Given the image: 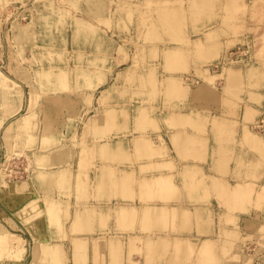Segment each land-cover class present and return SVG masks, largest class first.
<instances>
[{
    "label": "rangeland",
    "instance_id": "374dc122",
    "mask_svg": "<svg viewBox=\"0 0 264 264\" xmlns=\"http://www.w3.org/2000/svg\"><path fill=\"white\" fill-rule=\"evenodd\" d=\"M185 1L0 0V264H182V251L170 248L188 232L182 229V206L188 204L182 188L189 191L212 177L182 182V158L192 154L182 149V125L167 114L202 110V138L187 141L205 144L212 132L217 160L207 162L219 173L230 164L237 179L248 170L258 178L259 161L245 164L244 158L264 160V132L252 127L264 101L255 111L243 97L248 88L239 70L252 44L234 29L230 16L238 8L224 5L220 21L200 24ZM159 8L181 10L177 36L161 26ZM167 47L182 54L176 68L163 57ZM236 50L243 54L236 57ZM229 69L238 71L234 83L226 79ZM169 75L177 77L183 94L167 89ZM199 84L209 94L193 96ZM241 109L236 121L225 117ZM117 112L119 129L128 133H113ZM238 123L242 132L235 130ZM163 126L174 131L163 134ZM123 137L128 139L112 150ZM103 141L109 153L121 155L102 152ZM159 176L164 187L153 183ZM237 183L248 188L243 207V193L233 201ZM209 185L216 195L208 197L204 185L205 205L264 212V183L216 179ZM117 204L132 205L134 213L118 218ZM152 205L164 206L159 223L144 215ZM218 232L232 240L230 246L208 252L200 246L203 261L194 264H252L264 251V223L253 235L238 225L230 235ZM52 247L60 260L47 253ZM190 248L186 253L193 254Z\"/></svg>",
    "mask_w": 264,
    "mask_h": 264
},
{
    "label": "crops",
    "instance_id": "0c3cea01",
    "mask_svg": "<svg viewBox=\"0 0 264 264\" xmlns=\"http://www.w3.org/2000/svg\"><path fill=\"white\" fill-rule=\"evenodd\" d=\"M174 0H172L173 2ZM180 3H170V5L179 4L182 5V0H180ZM189 4L192 7V14H195L197 23H213L220 21L225 13L222 12V7L224 5L231 6L232 8H238V11H235L231 14L230 17H233V23H234V29H236L238 32V35L245 34L243 38H245L246 41H250L251 46V52L247 60H244V69L239 70L240 76L243 78L244 85L247 86L248 92L243 93L244 100L246 101L247 105L250 106L252 110H257L259 108V105L264 101V0H189V2L184 3ZM20 6V5H19ZM206 7V8H205ZM221 7V9H220ZM209 9V10H208ZM164 14L163 22L167 21L169 11L166 9H161ZM180 13V20H182V12L180 9H177ZM198 10V12H197ZM21 12V15L23 16L24 13ZM21 19V18H20ZM15 21V20H14ZM89 23V22H87ZM90 25V24H89ZM164 30H166L164 28ZM175 35V34H174ZM208 36L211 37V33L208 34ZM10 37V36H9ZM174 49L173 47H167L165 49ZM212 54L211 52H208V55ZM164 57V52H163ZM170 68H176V66H170ZM238 71H235L233 69H229L226 74V79L230 83H234L238 80ZM210 78V77H209ZM60 79V78H59ZM103 81V79H102ZM166 84L167 89L171 90L172 93L180 94L184 92V88L181 89V86L177 83V77L173 75H169L166 78ZM101 82V81H100ZM211 89L208 87H205L204 84L200 86H195L194 89H192L191 93L195 97H203L209 94ZM200 92V93H199ZM250 99H252L250 101ZM142 109H139V118H142V120H145L144 113L141 112ZM240 111H236L234 115H226L225 117L231 118L232 120L236 121L235 118L239 117V114L244 113V109ZM141 112V113H140ZM102 113V111H101ZM174 113L172 116L167 114L165 118L169 119L172 118L170 122L178 123L179 125H182V149H189L190 154L182 158V182L183 181H195L198 182L200 180L201 175L210 176L212 178H205L201 181V183H196V186L194 189H189V191L185 188H182V201L185 198V202L188 204H185L182 206V215H185V217L182 216V229L185 231L186 229L188 232H184L182 234V239H189L192 241V247L194 246V253L188 254L185 251H182V264L185 261V264H194L197 261H203L202 256L200 255V246L203 244V241L207 239L209 241V245L212 247L213 251L215 250L216 246L224 245L227 248L231 244V239L227 236H220V231H226V234L230 235L234 232L236 229V225H238V228L241 231H245L248 234H256L259 227L264 223V212L258 211L254 208H249L248 211H227L224 209V207H220L218 205L216 206H209L205 205L204 202L201 199L204 195V185H206L207 188V194L208 197L214 198L216 195V191L212 188L211 185H209L210 181H214L216 179L223 180V181H240L243 183H249L251 181H257L260 184L264 183V160L263 158H257L254 156L253 158L250 156L251 154H248L249 158H244V162L246 164L247 161H259V173L260 175L256 179L250 178V171L248 170L247 173L243 171L242 175L238 177V179L235 177V173L231 165L229 164L224 168L223 173H219L218 169L216 168V164L214 163H208L207 161H216V157L213 155V151L216 148L215 145H213V135L211 136L207 132V140L205 144L201 143V145H192L187 141V138L191 135H200L202 138L203 132L198 130L199 123L203 122V112L200 110L198 112V109H195L192 114L189 115V112H180L179 114ZM100 118V125L103 123V117L99 116ZM102 119V122H101ZM122 115L117 112L116 118L114 121L115 129L114 132L116 135L122 134L123 132H127L128 130L123 131L122 129ZM163 130L165 132H162L163 134H166L167 131L172 133L171 127L163 126ZM235 130L242 132V125L241 123H238L235 126ZM245 137V136H244ZM127 138V137H126ZM126 138L115 139L116 149L118 146V141L124 142ZM128 139V138H127ZM246 139V137H245ZM248 139V137H247ZM264 141V138H262ZM256 141L260 142V139ZM264 143V142H263ZM105 144V145H104ZM103 145V146H102ZM107 145V143L100 142L101 151H103L104 147ZM259 145V144H258ZM229 148V147H228ZM105 153L107 154L108 147H105ZM112 153H109V155L119 156L121 154H118L114 151H111ZM247 157V156H246ZM166 161V160H165ZM207 166V168H206ZM214 168H211V167ZM209 170V173L206 174L204 169ZM193 171L196 172L195 175H188L187 173L184 174L186 171ZM201 172V173H200ZM204 172V174H202ZM214 178V179H213ZM203 181L205 183L203 184ZM37 183V182H36ZM154 185L157 187H164L166 185L165 179L163 176L157 177L153 181ZM242 184V183H237ZM35 185V184H34ZM38 185V183H37ZM146 185V184H145ZM148 185V184H147ZM245 186V185H244ZM45 186L43 187V189ZM234 189L232 191V194L234 195ZM127 194V193H126ZM125 194V195H126ZM187 198H192L193 200H187ZM118 199H121L118 197ZM132 205L130 204H117L115 207V212L118 218L124 217V216H131L134 212L132 210ZM162 205H152L151 209H146L145 216L150 217L152 216L153 219L159 223L161 217L164 214ZM212 210V211H211ZM206 214H209L214 221H209V215L208 217ZM221 215V217H220ZM226 215L229 218H233V222L230 221H224L226 217L222 216ZM257 216V217H256ZM184 219H187L188 221H183ZM237 220L235 221V219ZM203 219V220H202ZM85 218L79 217V221H83ZM205 220V222H204ZM199 231L201 232H207L206 234L200 235ZM175 239H181L179 237H176ZM163 240H160V242ZM257 241V240H256ZM172 242V241H171ZM230 243V244H229ZM171 246V244H170ZM202 248V246H201ZM219 250V249H218ZM210 251V250H209ZM218 253V252H216ZM216 255V254H215ZM218 255V254H217ZM219 258V255H218ZM252 264H264V251L258 252V254L254 255Z\"/></svg>",
    "mask_w": 264,
    "mask_h": 264
},
{
    "label": "bare ground",
    "instance_id": "6f19581e",
    "mask_svg": "<svg viewBox=\"0 0 264 264\" xmlns=\"http://www.w3.org/2000/svg\"><path fill=\"white\" fill-rule=\"evenodd\" d=\"M159 1V0H158ZM161 1V0H160ZM172 2V0H170V3ZM160 3V2H159ZM166 4V3H165ZM157 10H160V8L159 9H157ZM168 11H169V14H168V19H167V21H165V22H163V19H164V14H163V12H162V10H160V12H158L159 13V22L161 23V26L163 27V28H165L166 29V31H168V30H170L172 33H174L176 36L178 35V33H179V31L181 30L180 28L182 27L181 26V21L182 20H180V13L178 12V10L177 9H168ZM157 12V11H156ZM157 13V14H158ZM182 23H183V21H182ZM181 32V31H180ZM162 34V33H161ZM182 34V33H181ZM163 35V34H162ZM179 37V36H178ZM197 42V41H196ZM199 44V43H198ZM194 45H196V44H194ZM198 46V45H197ZM196 47V46H195ZM199 47V46H198ZM201 51H203V50H201ZM164 59H165V61H166V63H167V65H168V67H169V65L170 66H176L175 64H176V61L178 60V59H180V58H182V54H181V52L180 51H178L177 49H170V48H168V49H165L164 51ZM229 55V54H228ZM164 65V64H163ZM170 68V67H169ZM150 72H152V71H150ZM153 76H154V73H153ZM152 76V77H153ZM186 77V76H185ZM207 77L209 78V77H211V76H209V75H207ZM151 78V77H150ZM186 79V78H185ZM193 79V78H192ZM195 79V78H194ZM151 81V80H150ZM156 84V83H155ZM201 86V85H200ZM200 93V92H199ZM141 113V112H140ZM104 143H105V141H104ZM93 144V143H92ZM105 145V144H104ZM82 146V145H81ZM103 146V145H102ZM101 146V147H102ZM95 147H96V144H95ZM106 148H107V145L105 146ZM105 147H104V149H103V151H104V153H105ZM109 147V146H108ZM153 147V146H152ZM142 148V147H141ZM155 152V151H154ZM109 153V152H108ZM96 154V153H95ZM113 154V153H112ZM102 155V154H101ZM104 155V154H103ZM152 156V155H151ZM7 160V159H6ZM2 164V163H1ZM13 165V164H12ZM17 175V174H16ZM13 179V178H12ZM221 185V184H220ZM246 189H248L247 188V186H244L243 184H237L236 186H235V189H234V197L236 196V198H234V200L233 201H235L234 203H237V195H240L241 196V194L243 193H245V188ZM243 194H242V196H243ZM245 195V194H244ZM239 197V196H238ZM247 196L245 195V196H243V197H241V199L242 200H238V206H240L241 205V203L243 202V200H244V198H246ZM230 199V198H229ZM237 199V200H236ZM239 199H240V197H239ZM247 199L248 198H246V200L245 201H247ZM244 201V202H245ZM239 202H240V205H239ZM234 205L235 204H233V208H234ZM242 205L244 206V204L242 203ZM240 206V207H243V206ZM235 208H236V205H235ZM234 208V209H235ZM239 208V207H238ZM238 208H237V210H238ZM241 209V208H240ZM241 210H243V209H241ZM245 210V209H244ZM240 211V210H239ZM257 217V216H256ZM9 232V231H8ZM15 237H17V236H15ZM18 238V237H17ZM14 239V238H13ZM19 239V238H18ZM207 252L211 249V246L209 245V241L207 240V239H205L204 241H203V244L201 245ZM190 247H192V241H190L189 239H175V240H172V242H171V249L172 250H174L175 252H180V251H185V250H189V248ZM9 248V247H8ZM47 249H45V251H46ZM48 250L49 251H47V253H49V252H51V253H54V254H56V259L57 260H60V258H58V256H59V252H58V249L57 248H55V247H52V248H48ZM190 250H191V248H190ZM13 253V252H12ZM23 253V252H22ZM58 255V256H57ZM22 256V255H21ZM204 263V262H203ZM65 264V263H64Z\"/></svg>",
    "mask_w": 264,
    "mask_h": 264
},
{
    "label": "built area",
    "instance_id": "2783aa9c",
    "mask_svg": "<svg viewBox=\"0 0 264 264\" xmlns=\"http://www.w3.org/2000/svg\"><path fill=\"white\" fill-rule=\"evenodd\" d=\"M20 17L22 18V19H25V18H27V14H24L23 16L22 15H20ZM244 51V53H246V52H248V50L247 49H245V50H243ZM243 51H240V50H236L235 52H234V55L236 56V57H238V56H241V54H243ZM233 52H231V53H233ZM230 58H232L231 57V55H230ZM252 127L254 128V129H257V130H259V131H262V132H264V111H263V113L256 119V121L252 124Z\"/></svg>",
    "mask_w": 264,
    "mask_h": 264
}]
</instances>
